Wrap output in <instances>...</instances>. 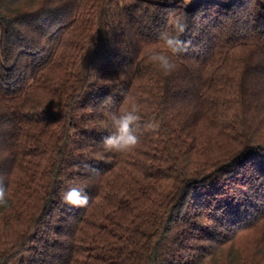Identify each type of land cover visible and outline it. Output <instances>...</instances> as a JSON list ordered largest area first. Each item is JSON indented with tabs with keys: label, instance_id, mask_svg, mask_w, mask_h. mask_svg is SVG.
Segmentation results:
<instances>
[{
	"label": "trees",
	"instance_id": "16d2710c",
	"mask_svg": "<svg viewBox=\"0 0 264 264\" xmlns=\"http://www.w3.org/2000/svg\"><path fill=\"white\" fill-rule=\"evenodd\" d=\"M126 97L159 127L106 152ZM0 177V264H264V0H0Z\"/></svg>",
	"mask_w": 264,
	"mask_h": 264
},
{
	"label": "clouds",
	"instance_id": "9594fccd",
	"mask_svg": "<svg viewBox=\"0 0 264 264\" xmlns=\"http://www.w3.org/2000/svg\"><path fill=\"white\" fill-rule=\"evenodd\" d=\"M175 34L163 32L160 36L163 50H151L147 55L149 63L162 71L165 75L170 74L175 64L172 57L186 50L187 43L180 38L186 31V22L182 17H175L172 21ZM126 107H121L114 112L107 113L111 124V134L102 138V145L106 152L126 154L133 151L141 142L140 133L153 131L159 127L154 119L144 120L141 105L134 97L125 98ZM7 190L5 181L0 177V205H5ZM62 201L76 208H85L90 201L86 187L72 186L62 194Z\"/></svg>",
	"mask_w": 264,
	"mask_h": 264
},
{
	"label": "rangeland",
	"instance_id": "374dc122",
	"mask_svg": "<svg viewBox=\"0 0 264 264\" xmlns=\"http://www.w3.org/2000/svg\"><path fill=\"white\" fill-rule=\"evenodd\" d=\"M253 242H254V240L252 238V239L248 240L245 245L250 247V248H252L253 244H258L259 243V241H257L256 243H253ZM260 248H261L262 251H264V244L263 243H262V246Z\"/></svg>",
	"mask_w": 264,
	"mask_h": 264
}]
</instances>
